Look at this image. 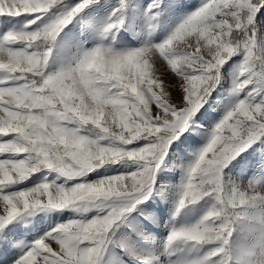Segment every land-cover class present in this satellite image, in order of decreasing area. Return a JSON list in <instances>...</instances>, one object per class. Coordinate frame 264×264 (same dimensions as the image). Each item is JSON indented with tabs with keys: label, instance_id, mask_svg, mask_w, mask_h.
Segmentation results:
<instances>
[{
	"label": "snow or ice",
	"instance_id": "obj_1",
	"mask_svg": "<svg viewBox=\"0 0 264 264\" xmlns=\"http://www.w3.org/2000/svg\"><path fill=\"white\" fill-rule=\"evenodd\" d=\"M97 2L0 0L6 23L27 21L0 35V244L6 250L14 239L40 229L39 217L27 225L18 219L38 209L98 207L102 215L69 221L35 239L14 264H99L117 221L151 195L169 146L190 122H204L205 113L196 114L220 83L221 68L243 52V79L234 90H251L208 131L178 202L181 210L214 197L216 206L198 224L173 231L167 242L217 245L196 264H230L225 246L242 214L238 210L248 209L243 215L259 223L257 240L264 247V196L229 195L222 184L228 163L264 137V59L256 54L255 24L257 14L264 15V0H204L159 45L122 55L96 48L66 71L49 74L57 37ZM54 9L62 11L45 20ZM122 23L111 20L103 32ZM89 131L99 135L93 138ZM124 159L140 167L85 180L96 168ZM45 171L64 183L45 177L31 188L10 191ZM249 264H264V251Z\"/></svg>",
	"mask_w": 264,
	"mask_h": 264
},
{
	"label": "rangeland",
	"instance_id": "obj_2",
	"mask_svg": "<svg viewBox=\"0 0 264 264\" xmlns=\"http://www.w3.org/2000/svg\"><path fill=\"white\" fill-rule=\"evenodd\" d=\"M65 2L71 6L79 3V0ZM203 3L204 0H98L74 18L59 34L47 71L53 75L66 71L74 66L85 52L96 48L122 55L159 45ZM116 9L120 11L116 16H112ZM61 11L54 9L45 20ZM110 18L122 19L123 23L109 33H104L103 28L111 22ZM8 20L11 23H6L5 18H0V35L10 29L19 30L27 23L23 17ZM255 24L256 54L264 59V15L257 14ZM244 57L245 53L239 52L221 68L220 83L209 96L208 102L196 114L205 113L204 122H190L188 130L169 146L167 155L155 174L151 195L136 204L131 211L125 212L117 221L103 247L99 264H196L217 246L183 240L168 244L167 238L173 231L198 224L208 211L216 206L214 197H205L178 210L183 185L187 180V168L206 146L208 131L239 100L247 97L251 90V86L240 92L234 90L236 82L243 79L240 76V66ZM255 99L259 100V97ZM89 135L95 138L99 134L89 131ZM139 167L136 161L128 159L107 163L90 172L85 180L95 182L131 174ZM45 177L49 182L64 183L62 178L56 179L55 173L49 174L45 171L37 173L10 191L31 188L43 182ZM71 183L73 182H68ZM222 184L229 195L244 191L264 196V137L256 140L228 163L222 172ZM124 203L128 206L127 202ZM238 211L242 214L233 225L229 243L225 246L226 253L230 264H249L264 251V247L257 240L260 226L257 221L243 215L248 209ZM102 214L98 207L89 208L87 211H78L72 207L60 210L38 209L30 215L25 214L18 219L27 225L28 221H35L39 217L41 228L30 235L14 239L6 250L0 244V264H14L31 247L35 239L44 236L58 225L73 220L87 221ZM157 219L160 220L158 224L155 223ZM2 236L3 232H0V237Z\"/></svg>",
	"mask_w": 264,
	"mask_h": 264
},
{
	"label": "bare ground",
	"instance_id": "obj_3",
	"mask_svg": "<svg viewBox=\"0 0 264 264\" xmlns=\"http://www.w3.org/2000/svg\"><path fill=\"white\" fill-rule=\"evenodd\" d=\"M165 184H166V183H165ZM165 184L163 185V187L166 186ZM176 184H177V183H176ZM164 188H165V187H164ZM166 188H167V187H166ZM164 191H165V190H164ZM146 220H147V219H146ZM159 221H160V220L157 219V220L155 221V223L158 224ZM149 222H150V221H149ZM153 222H154V221H153ZM155 223H153V224H155ZM163 224H164V223H163ZM163 227H164V226H163ZM161 229H162V228H161ZM157 232H158V231H157ZM146 236H147V235H146ZM156 236H157V235H156ZM153 238H154V237H152V239H153ZM152 239H150V240H152ZM157 239H158V237H157ZM146 240H147V239H146ZM148 243H149V242H148ZM148 256H149V255H147V257H148Z\"/></svg>",
	"mask_w": 264,
	"mask_h": 264
}]
</instances>
